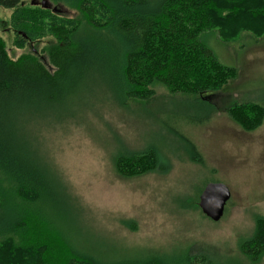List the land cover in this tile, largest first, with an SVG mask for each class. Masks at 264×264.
<instances>
[{
	"label": "rangeland",
	"instance_id": "374dc122",
	"mask_svg": "<svg viewBox=\"0 0 264 264\" xmlns=\"http://www.w3.org/2000/svg\"><path fill=\"white\" fill-rule=\"evenodd\" d=\"M42 1L22 4L43 7ZM46 1L54 13L79 16L69 4ZM13 11L0 6V37L11 58L34 54L54 71L44 52L51 37L26 39L23 48L15 45L19 35L11 24ZM204 38L224 64L237 68V78L221 91L200 98L173 94L156 84L153 97L129 99L124 105L118 92L113 95L98 81L63 103L62 123H35L31 151L62 185L63 208L51 213L47 204L20 205L14 196V203H4L0 264L19 261L22 232L12 228L9 233L20 221L33 242L47 237L52 247L63 250V257L70 254L69 244L113 261L148 256L180 261L190 253L217 262L264 264V256L251 263L240 248L253 237L257 218H264V120L247 131L227 111L236 103L264 105V27L245 29L236 39L222 40L217 31ZM190 143H195V156ZM149 149L158 156L154 170L133 176L118 171L119 156ZM214 181L224 182L232 192L220 221L199 206L204 187ZM61 220L63 225L56 222ZM9 237L14 242L6 244Z\"/></svg>",
	"mask_w": 264,
	"mask_h": 264
},
{
	"label": "trees",
	"instance_id": "16d2710c",
	"mask_svg": "<svg viewBox=\"0 0 264 264\" xmlns=\"http://www.w3.org/2000/svg\"><path fill=\"white\" fill-rule=\"evenodd\" d=\"M25 1L0 0L1 7L14 9L15 45L23 48L26 39L51 37L44 52L54 71L34 54L11 58L0 37V210L13 196L20 205L47 204L51 213L63 208V187L33 155L30 129L41 121L62 123L63 103L80 89L86 92L101 81L113 95L118 92L124 105L129 99L153 97L156 84L173 94L210 95L236 79L237 68L220 60L204 34L217 31L222 40L236 39L245 29L264 27V0H50L75 7L79 16L73 18L23 6ZM255 104L236 103L227 111L241 128L252 131L264 120V105ZM190 148L195 156V143ZM116 164L121 174L133 176L154 170L158 156L149 149L119 156ZM56 222L63 225V220ZM12 228L22 232L16 264H243L190 253L180 261L159 256L113 261L69 244L70 254L63 257V250L52 247L47 237L33 242L26 223H14L9 234ZM57 233L63 240V232ZM13 242L9 237L6 244ZM240 248L249 262L261 260L264 218H257L253 237Z\"/></svg>",
	"mask_w": 264,
	"mask_h": 264
},
{
	"label": "water",
	"instance_id": "95a60500",
	"mask_svg": "<svg viewBox=\"0 0 264 264\" xmlns=\"http://www.w3.org/2000/svg\"><path fill=\"white\" fill-rule=\"evenodd\" d=\"M34 2L35 0H32V3ZM41 3L43 7L49 8L46 0H43ZM231 196V189L224 182H209L200 195L199 206L210 219L220 221L225 214L226 206Z\"/></svg>",
	"mask_w": 264,
	"mask_h": 264
},
{
	"label": "bare ground",
	"instance_id": "6f19581e",
	"mask_svg": "<svg viewBox=\"0 0 264 264\" xmlns=\"http://www.w3.org/2000/svg\"><path fill=\"white\" fill-rule=\"evenodd\" d=\"M37 13V12H36Z\"/></svg>",
	"mask_w": 264,
	"mask_h": 264
}]
</instances>
